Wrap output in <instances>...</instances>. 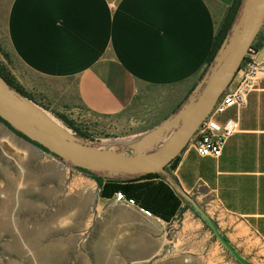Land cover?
<instances>
[{"label":"crops","instance_id":"obj_1","mask_svg":"<svg viewBox=\"0 0 264 264\" xmlns=\"http://www.w3.org/2000/svg\"><path fill=\"white\" fill-rule=\"evenodd\" d=\"M232 1L0 0V67L35 102L75 125L141 133L168 117L198 82ZM261 29L264 40V22ZM235 117L239 129L218 157L188 144L167 170L240 254L264 264V77L244 107L214 119ZM88 179V192L155 222L147 237L158 250L171 247L173 263L241 264L175 191L180 209L146 217L116 200L118 191L101 196L102 185Z\"/></svg>","mask_w":264,"mask_h":264},{"label":"rangeland","instance_id":"obj_2","mask_svg":"<svg viewBox=\"0 0 264 264\" xmlns=\"http://www.w3.org/2000/svg\"><path fill=\"white\" fill-rule=\"evenodd\" d=\"M0 90L5 91L1 83ZM52 121L59 134L71 133ZM76 126L95 142L140 134ZM91 174L96 175L63 165L0 121V264H177L169 257L171 247L158 250L147 237L155 222L88 192Z\"/></svg>","mask_w":264,"mask_h":264},{"label":"water","instance_id":"obj_3","mask_svg":"<svg viewBox=\"0 0 264 264\" xmlns=\"http://www.w3.org/2000/svg\"><path fill=\"white\" fill-rule=\"evenodd\" d=\"M264 21V0H241L237 14L212 61L179 107L159 124L124 140L100 141L72 131L33 99L0 76V119L68 167L83 169L103 178L130 179L159 173L174 191L205 221L214 235L241 264H254L240 254L214 221L188 195L167 170L212 107L231 83ZM264 54V45L257 60ZM48 115H47V114ZM52 119L68 129L62 135L52 129ZM52 124V125H51ZM118 143L113 146L112 143Z\"/></svg>","mask_w":264,"mask_h":264},{"label":"trees","instance_id":"obj_4","mask_svg":"<svg viewBox=\"0 0 264 264\" xmlns=\"http://www.w3.org/2000/svg\"><path fill=\"white\" fill-rule=\"evenodd\" d=\"M241 0H233L230 6L226 9V12L223 16V19L217 28L216 34L214 36L212 49L209 53L207 58V65L212 61L217 49L223 42L236 14L239 9ZM263 46V38L260 36V33L257 34L255 37L251 49L258 50ZM0 76L5 79L11 86L16 88L22 94L28 96L29 98L33 99L30 94H28L21 85L15 80V78L11 75V73L3 68L0 67ZM37 103V102H36ZM39 104V103H38ZM62 122H64L72 131H74L77 135H81L83 137H89L84 131H82L75 123L68 119L66 116L54 113ZM6 126H8L11 130H13L16 134L21 136L22 138L28 140L29 142L37 145L36 143L30 141L21 133L12 129L5 121L0 119ZM42 151L48 153V151L43 148L42 146L37 145ZM177 156L170 162V165L176 160ZM83 170V169H80ZM88 173V171L83 170ZM92 175V174H91ZM92 177L102 185V189L100 191V195L107 194L109 196L112 195L113 192L121 191L126 197L133 198L136 202L143 207L145 206L148 208L152 213L160 216L165 217V215L172 216L177 209H180V204L182 202L181 198L176 195L174 190L161 178L159 173H146L139 175L133 179L129 180H113V179H106L103 182V178L97 175H92ZM144 178H159V180L155 183L153 182H146L140 183L137 182ZM106 190V191H105ZM106 195V196H107ZM153 199L154 207H149L148 200Z\"/></svg>","mask_w":264,"mask_h":264},{"label":"built area","instance_id":"obj_5","mask_svg":"<svg viewBox=\"0 0 264 264\" xmlns=\"http://www.w3.org/2000/svg\"><path fill=\"white\" fill-rule=\"evenodd\" d=\"M260 49L249 50L231 83L219 96L207 118L199 125L191 137L188 144L199 155L218 157L222 153L228 137L239 129L237 117L228 118L223 123L217 122L214 117L223 113L229 107L234 106L240 109L246 105L249 93L256 89L259 81L264 77V54L260 60H257ZM115 199L122 201L126 205L136 206L143 216H153L149 209L138 205L133 198L126 197L120 191L115 193Z\"/></svg>","mask_w":264,"mask_h":264}]
</instances>
